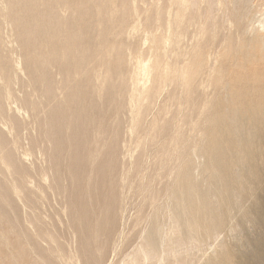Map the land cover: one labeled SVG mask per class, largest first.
Masks as SVG:
<instances>
[{
    "label": "rangeland",
    "instance_id": "rangeland-1",
    "mask_svg": "<svg viewBox=\"0 0 264 264\" xmlns=\"http://www.w3.org/2000/svg\"><path fill=\"white\" fill-rule=\"evenodd\" d=\"M83 1H85V3H86L87 9L89 11V17H90L91 23H92L91 29L85 30V32L87 34L86 40L88 41V44L90 47L89 48V57H88V60L78 63V60H76V59L79 56L77 57L76 55H79L78 54L79 52L75 53V55L71 57V58H73V63H74V65L73 64L71 65V68H72L71 72H72V75L74 78L72 80L73 84L74 83H78V84L86 83V79L91 78V82L88 86L87 92H84V95L82 96L81 100H80V98L76 100L78 102L77 104L84 105V107H86V113H87L88 117L90 118V120L88 122L82 124L81 130L75 136L73 135L72 128L67 131V134H66L67 136L63 135L62 146L61 147L59 146L62 149L61 158H60V162H61L60 171H59V173H56L55 168H54V164L56 161L55 160L56 147L54 146L53 142L46 140V132L47 131L44 127V123L48 118L49 106L53 103H50V100L45 96L43 84L35 82V79L32 76L31 71L35 70L36 75H38L37 78H40L41 75L46 73V74L50 75V79L54 83H56V84L62 83L65 80V77H64V74H62V72L60 70V65L63 61L62 58L60 57V54L62 51H64V49L65 50L67 49V46L65 45L63 38H61V37H56V38H54V40H53V38L46 39V36H44V33H43L44 31H43L41 26H38L36 28L33 27L35 29V31H34L35 33H34L33 39H31L28 44L22 43V41L19 38V28H18L16 20H15V15L17 14L16 10L11 9L10 6L8 7V5L10 4V0H0V79H1V81H0L1 82L0 83V125L2 126V127L0 126V128H1L0 129V138L2 139V142L7 144L8 147H10L13 151V154H11V156L7 160V163L9 165H11L9 167L12 168V163H14V164L17 163V165H21L20 167L22 168L20 174H16L11 170H9V171L4 170L5 172H3L2 169H5V168H3V166L0 164V170H1L0 173H2V174H0V181H1L0 182V185H1L0 194L5 191L6 186L9 185V183H11L10 185H12L13 184L12 182H15L14 184H17L19 186V188L22 190V192H20V194L22 193L21 195L19 194L17 197H16V195L13 197L14 202L16 204L15 207H16V211H17V213L15 215H12V210H11L12 206H13L12 205V197L10 198V201H11L10 204L4 205L5 213H2L0 211V213L3 214V215H1L2 220H0L1 221L0 227H2V228H0L1 229L0 235H2V238L0 236V239H2V242H5L7 244V246H8V244L10 245V246H8V249H7L6 244L1 243V245H0V261H1L0 264H17V263H19V264H29V263L30 264H41V263L42 264L43 263L44 264H98V263H100V264H119L120 261L122 264L123 263L126 264L125 260L127 262L128 258H125V257L129 256L131 253L133 254L134 253L133 251H135L138 246H141V244L142 245L145 244L143 241L146 240V237H157L158 234H156V233H157L158 226L162 230L164 227V226L162 227V224L166 225L164 227L165 228L164 230H167V229L169 230L170 228H168V227H172L173 222H172V219L170 218V209L172 206L170 204H173V201L171 200L168 191H170L169 185L173 187L178 182V179H179L178 175H179V172L182 171L181 169H184L189 164V162L192 163L193 171H194L193 172L194 177L197 180H199L202 183V185L204 184V187L208 186V184H209L208 180L207 179L205 180L203 177V175H205L204 169L206 166H208L207 163L209 161L207 151L209 150L210 136H209L208 131L210 130L209 127H211V125L213 124V119H214L215 115L217 114V112L220 110H222V111H224L226 109L228 110V108H229L228 111H230L232 109L230 107V101H232L234 99L239 100V98H240V100L238 102L239 103L241 102V104H244V103H253L254 104L260 100H262V102L264 103V59H260V56L256 55V54H255V56H252L249 58H245L243 56V54L247 55L249 52H252V50H251L252 47L249 46V43H248L249 40L258 36L259 33H260L259 35H261V34L263 35V33H264V25H262V24H264V22H263L264 21V0H237V1L236 0H234V1L233 0H226V2H225V0H222V1L218 0L216 2L217 8H219V7L220 8L216 9V5L214 6L215 10H212V16L214 17L215 20L213 18L212 19L214 21L212 19H210L211 24L209 23V19H206V21H208V22H206V24L203 23L205 18H207V15L209 12L208 9L210 8V6H207V5H209V1L208 0H197V1L195 0L197 2V4L193 8L187 7L185 9V12H181L182 14L185 15V17H189L188 22L185 23V25L183 24V27H181V29H176V28L172 27L173 25H171V24H173L176 17L178 15H180L179 14L180 8H179L178 4H176L173 0H171L172 2H170L169 0H134V1L133 0H83ZM206 1L208 2V4ZM31 2H30V4H31L34 11H37V10L42 11L46 7L47 0H32ZM168 2L170 5L168 4ZM132 3L133 4L135 3V4L133 5ZM171 3H172V5H171ZM168 5H169V7H168ZM224 5H225V7H224ZM247 5H249V6H247ZM6 6H7V8H6ZM245 6L247 9L245 8ZM135 7H136V9H135ZM203 8H205V10H203ZM226 8H227V10H226ZM242 8H244V10H241ZM169 9H170V12H169ZM57 10H58V15H59V21L66 23L68 27H72L76 23H78V19H76V13L74 11L75 8L71 7L67 2L61 3L58 6ZM205 11H207V12H205ZM231 11H233V12H231ZM234 11L240 15L236 14ZM238 11H240V13ZM202 12L204 13V15L202 14ZM224 13H226V15ZM232 13L234 16L232 15ZM242 13H243V16H241ZM31 15H32V19H33L35 17L36 13L31 12ZM235 15L237 18L235 17ZM226 16H227V18H226ZM238 17H240L241 21H239ZM242 17H243V19H242ZM248 17H250V19ZM253 17H255V18H253ZM251 19H252V21H251ZM249 20H250V22H249ZM261 20L263 23L261 22ZM222 21H224V22H222ZM253 21H254V23H253ZM201 22H202V24H200ZM247 22H248V24L252 22L251 24H253V27H251L252 25L246 24ZM207 23L210 25L209 28L207 27V25H208ZM213 24H215V25H213ZM245 25H247V26H245ZM254 25H255V27H254ZM82 26H85V24H82ZM212 26H213L215 32H214V30H212ZM248 26H250V27H248ZM245 27H246V31H244ZM259 28H260V30H259ZM173 29H174V32H173ZM201 29H203V30H201ZM250 29H251V32H250ZM178 30H179V32H178ZM254 30H255V32H252ZM168 31H169V33H171V32H173V33L169 34ZM249 32L251 33V35L248 34ZM163 36H165V37H163ZM246 36H248L250 38L248 39V37H246ZM151 38L154 39L153 40L154 42L152 41ZM168 38H169V40L166 41ZM173 43H175L176 46ZM52 44L57 45V48L60 50L58 52L59 53V57H58L59 59L57 58L58 61L55 64H48V65L43 66L44 63L46 64V62L50 61V59L52 58V52L50 51L51 47L53 46ZM176 47H177V49H176ZM179 47H180V49H179ZM241 48H242V53H241ZM165 49L167 51H168V49H170L173 51V53H172V51H168V52H170V54H169ZM244 49L246 51H244ZM162 50L164 51V53ZM248 50H250V51H248ZM165 51L168 54L165 53ZM247 51H248V53H246ZM256 52L257 51H255V53ZM37 53L39 54V56L37 57L38 63L39 64L41 63V66H42L38 69L35 68V64L37 62L34 63V59L36 57L35 54H37ZM163 54H164V56H163ZM182 54H184L183 57H182ZM167 55L169 56V59L170 58L171 59L173 58V59L172 60L170 59V61H169ZM254 57H256L257 59ZM183 59H184V61H183ZM248 59H250L249 60L250 63H248ZM141 60L143 63H141ZM32 61H33V63H32ZM18 62H19V64H18ZM136 62H138V63H136ZM167 62H168V65H167ZM169 62H170V64H169ZM178 63H179V65H178ZM181 63H182V65H181ZM235 63H238V64H235ZM148 65H150V67ZM169 65H171V66H169ZM74 66H76V67H74ZM143 66H147L149 69L147 76H145L146 74L143 76L144 73H142V72L140 73V71L142 69L141 67H143ZM241 66L243 68H241ZM21 67H22V69H20ZM194 67H196L195 69L198 70V72L194 75H191V72H192L191 69ZM247 68H248V70H247ZM254 68H256V69L254 70ZM89 69H91V70H89ZM181 69H182V71L185 70V75H184V73H182ZM150 70H151V73H150ZM240 70L242 71V73ZM134 71H135V73L136 72L139 73V75L137 73H136V75L138 77L143 78L144 80L141 78L139 80V78L136 75H134L135 74ZM162 71H163V73L167 72L166 74L168 77L164 76L166 74H163ZM253 71H254V73H253ZM180 72L184 76L182 74L180 75ZM169 73H170V75H169ZM249 73H250V75H249ZM251 73H253V74H251ZM259 73H261V75ZM140 74L142 76H140ZM240 74H243V76ZM238 75H240V76H238ZM129 77L133 78L132 79L133 83ZM134 77H136L137 79ZM145 77H148L149 79L148 78L145 79ZM165 77H166V79H168L170 77V79L166 80ZM238 77H240L241 80H239ZM254 77H256V78L252 79ZM257 77L259 80L257 79ZM134 79H136V80H134ZM180 79H181V81H183L182 83H181ZM235 80H239V81H235ZM248 80L249 81L251 80L252 82L251 81L249 82ZM255 80H257V81H255ZM136 81L137 82L140 81V82L137 83ZM161 81L162 82L164 81V84ZM200 81L202 84L200 83ZM208 81H210V82H208ZM134 82H136L135 83L136 85H134ZM177 82H180L181 85H178L180 83H177ZM184 82L185 83L187 82L186 86H185ZM248 82L250 83V87H249V85L245 86ZM149 83H150V85H147ZM229 83H231L233 85H230ZM253 83L254 84L259 83V85L253 86L254 85ZM161 84H163V86L166 85L167 87L164 86L165 87L164 88ZM242 84H243V86H242ZM251 84H252V86H251ZM3 85H5V86H3ZM137 85H138V87H137ZM236 85H238V86L235 90L234 88L236 87ZM27 86H28V88H27ZM126 86H129L131 88L129 89V87H126ZM240 86L242 88H240ZM251 87H252V89H251ZM253 87H255V88H253ZM257 87H259V92H258V90H256ZM134 88H135L136 92L134 91ZM139 88L141 90L140 92H138ZM112 89H113L114 93H113V95L110 96L109 93ZM131 89H133V91ZM156 89H157V91H156ZM238 89H240V90H238ZM243 89H244V91H243ZM100 90H102V91H100ZM128 90H130L131 93ZM142 90H144V91L142 92ZM247 90H248V92H247ZM254 90H255L256 94H255ZM8 91H9V93H8ZM127 91H128V94H126ZM148 91H149V93H148ZM236 91L242 92L241 95L239 94L238 99L236 98L237 94H234V92L236 93ZM132 92H134L133 96H136L135 94L138 93L137 96H139V97L136 96V97H133L134 99L131 98ZM156 92H157V96H156ZM159 92H161V93H159ZM177 92H179V93H177ZM245 92L248 95H246ZM141 93H143V94H141ZM65 94H66V92L63 93L61 90H59L57 92V95H56L58 97L57 99H59V100L64 99ZM183 94H186L187 98L185 97V95H184V97H182L181 95H183ZM145 95H146V97H145ZM260 95H261V97H260ZM6 96L8 98H10L9 99L10 101H8V98H6ZM90 96H92V98ZM142 96L147 98V99L143 100ZM128 97L131 99H129ZM180 97H182V98H180ZM204 97H206V98H204ZM184 98H186L185 102L183 101V100H185ZM249 98H250V100H249ZM132 99H133V101H132ZM136 99L140 102V105H142V106H140L139 103L137 104V102H135V101H137ZM180 99L184 103H182ZM204 99H205V101H204ZM209 99H210V101H209ZM222 99H224V100L222 101ZM5 100H7V101H5ZM128 100L131 101L132 103L131 102L129 103ZM149 101H151L152 103ZM177 101H178V103L179 102L182 103V104L179 103L180 106H182V105L183 106L182 107L177 106V104H178ZM193 101H194V103H193ZM7 102L8 103L10 102L9 104H11L10 109L8 108L9 104L8 105L6 104ZM105 103H107V104H105ZM128 103L130 105L131 104L132 105L130 106V105H128ZM134 103H136V104H134ZM173 103H174V105H173ZM221 103L223 104L224 107H222ZM225 103H226V105H225ZM134 105L136 106V109H135L136 112L134 110V108H135ZM147 105H148V107H147ZM191 105H192V109H191ZM15 106H17V108ZM30 106H31V109H30ZM67 106L68 107L70 106L69 109H71V110L75 109V104H73V103H71V104L66 103V107ZM137 106H139V107H137ZM203 106H205V107L203 108ZM21 107H22L23 111L21 110ZM164 107H165V109H164ZM225 107H226V109H223ZM14 108H16V109H14ZM32 108H33V111H32ZM24 109H25V112H24ZM138 109L140 111H138ZM181 109L183 110V112ZM168 110H170V111H168ZM198 110L201 111V112H198L200 115L197 114ZM145 111H146V115H145ZM165 111L166 112L168 111V112L166 113ZM18 112H20L19 113L20 116L18 115ZM131 112H133L134 114H132ZM158 112H159V114H157ZM26 113L28 114V116L26 115ZM163 113L166 115H163ZM174 114H175V116H173ZM179 114L182 116L180 117ZM229 114L231 115L232 112ZM34 115L36 116V118ZM138 115H139V117H138ZM155 115L157 118L155 117ZM176 115H177V117H176ZM1 117L6 118L7 120H5V119L1 120ZM27 117L29 120L27 119ZM196 117L197 118L199 117V118L197 119ZM133 118H134V121H133ZM138 118L140 119L139 122H138ZM152 118L154 120L157 119L156 120L157 122L156 121L153 122ZM175 118H177V119H175ZM195 118L198 120V122ZM22 119L24 120V122L22 121ZM135 119H136V121H135ZM171 119H172V121H171ZM4 120H5V122H4ZM10 120H11L12 124L10 122H7ZM174 120H177V122H174ZM143 121H144V125H145V126L143 125L144 127L142 126ZM191 121L193 122V125L195 122L194 126H192ZM22 122L24 124H22ZM25 122H26V124H25ZM178 122H179V124H177ZM262 122H263L262 125H264V120ZM8 123H10L11 127L9 126ZM17 123H18V125H17ZM174 123H176V124L174 125ZM188 123H191V124H188ZM119 124H121V125H119ZM136 124H137V126H136ZM157 124L159 126H157ZM167 124H170V125H167ZM196 124H197V126H196ZM22 125H23V127H22ZM149 125H152L153 128H152V126L150 127ZM6 126L8 127L7 129H9V130H7L6 128L4 129V127H6ZM139 126H140V128H139ZM161 126H163V127L161 128ZM171 126H173L174 128ZM176 126L178 128L182 127V129L181 128L176 129L175 128ZM241 126H242V127H240L242 129L241 133L244 132V134H242L244 136L241 135V138L243 139V137L249 136L248 132H249L250 126L248 123H244V122H243V125L241 124ZM243 126H244V128H243ZM246 126H248V128H246ZM142 127L144 129H142ZM170 127H171V129H170ZM195 127H196V129H195ZM22 128H24V129H22ZM91 128H92V130H91ZM12 129H14L15 133H13ZM93 129H94V131L97 130V133H98V131H100L102 133L105 132V133L102 135H101V133L97 134L96 132L93 131ZM103 129H106V130L103 131ZM133 129L137 134L133 133L134 132ZM146 129L147 130L150 129V130H148L149 133L147 132ZM144 130H146V131H144ZM151 130H153V131H151ZM175 130H177V131H175ZM196 130H198V131H196ZM138 131H140L141 133ZM167 131H168V133H167ZM171 131H172V133H171ZM8 132H10V133H8ZM144 132H145V134H144ZM150 132H151V134H150ZM153 132L155 133V135ZM173 132H175V133H173ZM92 133H93V135H92ZM164 133H166L167 135L169 134V136H167L166 134L164 135ZM176 133H177V135H176ZM13 134H16L18 136L15 137L16 135L14 136ZM142 134H144L145 137ZM171 134H172V136H171ZM173 134H174V136H173ZM186 134H188V136H186ZM96 135L97 136L99 135L101 138L99 136H98L99 138L96 137ZM147 135H149V136H147ZM152 135L155 137L157 136L156 139H155V137L153 138ZM162 135H164V136H162ZM137 136H139V137L142 136V140L139 137L136 139ZM146 137H149V139L148 138L145 139ZM159 137H161V138H159ZM164 137L166 140L164 139ZM172 137L174 139L177 138V139H175L176 141L173 140ZM182 137H185V138H182ZM200 137H201V139L199 141ZM74 138H75V140H74ZM93 138H95V139H93ZM102 138L104 139V141L106 140V142L102 141L103 140ZM151 138H152V140H150ZM167 138H169L170 140L172 138L173 141L171 140L172 141L171 142ZM17 139H20V140H17ZM186 139L188 142L186 141ZM13 140H14V142H12ZM138 140H139V142H137ZM146 140L148 141V143H146L147 142ZM153 140H155V141H153ZM183 140H185L186 142H184ZM221 140L223 142V146L227 147L226 146L227 142L225 141V139H221ZM16 141L18 142V144H19V142H22V143H20V145H17ZM67 141L69 144H67ZM94 141H96L95 142L96 144L94 143ZM144 141L146 144H144ZM163 141H165L166 144ZM174 141H175V143H174ZM47 142H49V143H47ZM152 142L154 143V145ZM159 142L162 143L163 146ZM167 142L170 144L168 145ZM14 143L18 146L17 150L15 149L17 146L15 145L16 146L15 147ZM151 143H152V145H151ZM88 144H90V146ZM171 144H172V146L169 147ZM173 144H174V148H173ZM179 144L180 145L183 144L182 146L183 147L185 146V147L179 148L178 147ZM37 145L39 146L38 147L39 149L36 148ZM100 145L102 148L100 147ZM144 145H146V147H144ZM192 145H193V147H192ZM260 145L262 146V149L259 148ZM25 146H26V148H25ZM34 146H35V148H34ZM80 146L82 148H80ZM161 146H162V148H161ZM164 146L166 148L168 146V148L166 149ZM76 147L78 148V150H76ZM28 148L30 150H28ZM48 148H49V150H48ZM88 148H89V151H91L93 149L91 152L97 156L96 160H94L93 162H90V160L89 161L87 160L88 156L91 157L94 155V154L90 155V154H92L91 152H90V154L88 153ZM193 148L195 149V152H194ZM37 149L38 150L41 149V153ZM95 149H97L96 150L97 152L95 151ZM187 149H189V150H187ZM191 149L193 150V153L191 152ZM15 150H16V152H15ZM168 150H169V152H168ZM198 150H199V152H198ZM12 151H11V153H12ZM19 151H21V152L24 151L25 154L21 153ZM30 151L34 154H32ZM93 151H95L96 153ZM171 151L172 152L175 151V155L177 153V156H175L173 154L174 157H172L170 155ZM187 151H189V152H187ZM37 152H38V155H37ZM158 152L159 153L162 152V153L158 155ZM180 152H181V154H180ZM252 152L254 153V156H255V163L259 166L260 175H259V179H258L257 183H254L253 176H250L248 178L247 184H248V187H250V194L241 199V203H240L241 206L239 205V206H236L235 208L232 209L230 215L226 218L223 226L217 230V233H216L217 235L215 234L214 236H211L206 241H202V238H200L199 239L200 241H198L199 243L197 242L198 244L190 245L191 248L183 249L180 258L176 261V263L174 262V264H208V262L220 259L224 256L232 257L231 260L233 261L234 260L233 256H235V255H239L243 252L244 255L249 254L248 256H250V253H252L254 251L253 239L256 237V235L258 233V229H257L256 225L251 220L243 218V215L245 214V212L248 209L251 208V206H253L255 200L257 202V199L261 198V196L264 194V181H263L264 180V138L262 139V137H257V134L253 137ZM29 154H31V155H29ZM40 154H43V155H40ZM117 154H118V156H117ZM162 154L164 155L165 158L162 156ZM225 154H226V156H228L227 159L230 160L231 156H232V150H229L228 148H227V150L225 149V151L222 153V155H225ZM160 155L163 158L160 157ZM165 155H168V156H165ZM182 155L186 156V157H181ZM156 156H159V157L157 158ZM169 156L172 159H170ZM142 157L146 158L145 159L146 161L144 159H141ZM176 158H177V160L175 162ZM164 159L166 161H168L167 159H170L169 160L170 163H169V161L166 162ZM182 159H184V160H182ZM195 159H197V160H195ZM137 160H139V161H137ZM162 160H164L163 164L161 163ZM178 160L179 161L181 160L183 162V164L181 161H180L181 162L180 163ZM231 160H232V163L234 164L232 166L234 172L238 171L240 173H244V172L248 171L247 168L242 167L240 165L241 161L237 160L238 162H236V159H231ZM121 161L123 163H121ZM140 161H142V163ZM159 161H161V162H159ZM138 162H139V165H138ZM143 162H145L146 164H143ZM178 162H179V164H178L177 168L180 167L179 170L174 166L171 167V164L176 166ZM197 163H199V164H197ZM66 164H67V166H66ZM120 164H121V166L123 165L122 166L123 168L122 167L121 168L124 171L120 170L121 169ZM135 164H137L138 166ZM142 164H143V166H142ZM157 164H159V165H157ZM102 165H105V166H102ZM145 165L147 168L145 167ZM163 165H165V166L168 165V166L165 167ZM89 166H90V169L88 168ZM139 166H142V167H140V169L141 168L145 169V170L141 169L142 173L139 172L140 171ZM235 166H238L239 168H237ZM170 168H172V170ZM195 168H196V170H195ZM126 169H128V170H126ZM22 170H24V172ZM136 170H138V171H136ZM176 170H177V172H176ZM33 171L35 172V174ZM125 171H126V174H125ZM43 172H44V174H43ZM88 172H91V173H88ZM122 172L124 173V174H122L123 176L121 175ZM136 172H138V173H136ZM149 172H150V174H149ZM195 172L197 173L198 176L196 175ZM207 172L209 173V170ZM24 173L26 174V176L28 173L27 178H26ZM119 173H120L121 177H118ZM176 173H178V174H176ZM22 174H24V176H22ZM136 174H138L140 176H138ZM124 175L127 177H124ZM152 175H154V176H152ZM173 175L176 176L175 180L173 178L174 177ZM29 176L34 177L33 178L34 180L32 179V177L30 178ZM37 176H39V177H37ZM137 176L139 178V181L137 180L138 179ZM5 177H7V178H5ZM12 177H13V179H12ZM36 177H37V180H36ZM3 178H5V179H3ZM25 178L28 180L27 182L24 180ZM42 178L45 180H43ZM88 178L90 180L89 185H87V182L89 181ZM120 178H122V180H120ZM146 178H149V179H146ZM6 179H8V181ZM40 179H41L42 183L40 182ZM64 179H65V181H64ZM86 179L88 181H86ZM123 179L124 180L128 179V180L125 182ZM4 180H6V181H4ZM11 180H13V181L11 182ZM133 180H134V182L136 181V183H134L136 186L135 188L133 187L134 186ZM23 181H25V182H23ZM34 181H35V183H33ZM128 181H130V182L128 183ZM7 182H8V184H7ZM36 182H38L40 185ZM123 182L125 183V185H123ZM140 182H142V183H140ZM29 183H31V184H29ZM43 183H45L46 185ZM126 183H128V184H126ZM144 183H145V185H144ZM173 183H175V184H173ZM47 184H49L51 186L48 187L49 185H47ZM120 184H122V185H120ZM129 184H131V185H129ZM148 184H149V186H148ZM64 185H65V187H64ZM142 185H144V187H142ZM41 186L43 187L44 192L41 189L42 188ZM45 186H47V188ZM87 186H88V188H86ZM123 186H124V188H123ZM23 187H25V188H23ZM31 187L34 189H32ZM63 187H64V189H63ZM131 187H133V188H131ZM139 187H141L140 189H142L141 193H139ZM149 187L151 190H149ZM166 187H167V189H166ZM168 187H169V189H168ZM257 187H258V189H256ZM129 188H131V189H129ZM164 188H165V191L167 190L166 192L163 191ZM36 189H38V190H36ZM87 189H88V191H87ZM121 190H122V193L120 196L119 191L121 192ZM37 191L39 193H36ZM143 191H144V193H142ZM154 191H155V193H154ZM30 192H32L33 195ZM78 192H81V196L85 199V202H86L85 206L91 208V213L88 215V217L85 220H83L84 222L82 220H80V223L78 222V220L77 221L73 220L74 218L72 217V215L70 213V211H71L70 209L71 208L74 209V204H75V201L77 199ZM147 192L149 195L153 196V199L156 198L155 197L156 193L159 195L156 194L157 199L154 201L151 196L149 197L148 195H145V194H147ZM63 193H64V195H63ZM125 193L127 196L125 195V197L123 199V196ZM163 193H164V195H163ZM87 194H88V196H87ZM160 195L161 196L163 195L162 198H160L161 197ZM36 196H37V199H35ZM168 196L170 199L167 198ZM40 197H41V199H40ZM62 197H63L64 201H66V203H64V204H63ZM87 197H89V198H87ZM119 198L122 200V202L120 201V203H119V200H120ZM150 198L153 200V202ZM88 199H89V201H88ZM149 199L151 201L150 203H149ZM157 200H159V201H157ZM167 201L170 203H168ZM30 204H32V205H30ZM121 204H123L124 206ZM19 205H21L22 207ZM23 206L26 208H24ZM32 206L34 209L32 208ZM64 206H65V208H64ZM140 206H142L141 207L142 209L140 208ZM167 206H169V207H167ZM0 207H1V204H0ZM63 208H64V212H63ZM119 208H120V210H119ZM138 208H140L141 210ZM27 209H29L32 212H29V210H27ZM68 209H69V211H68ZM158 209H159V211H158ZM20 210L21 211L23 210L22 213L25 211V213H23L24 216L22 215ZM99 210L101 212H99ZM93 211H94L95 215L93 214ZM31 213H33V214H31ZM120 214H122V215H120ZM141 214H143V215H141ZM32 215H34V216H32ZM137 215H138V217L136 218ZM139 215H140V217H139ZM167 215H168V217H167ZM42 216H43V218H42ZM141 216H142V218H141ZM24 217H25V220L23 219ZM27 218H29V219H27ZM0 219H1V217H0ZM33 219L34 220L37 219L36 220L37 225L34 224L35 221ZM44 219H45V221H44ZM106 219L108 221H106ZM137 219H138L140 225H139V223H136V222H138V221H135ZM165 220L166 221L168 220L167 221L168 223ZM40 221L42 222V228H41V225H39L41 223ZM85 221H86V223H85ZM101 221H102V224H101L99 230L95 232V235H94V236H96L95 239L93 237V239L90 240V247H86L85 243H86V237L87 236L85 237L86 234L83 232V230H85L86 227L95 226L97 224V222H101ZM160 221H162V223ZM169 221H171V222H169ZM94 223H95V225H94ZM169 223H171V224H169ZM17 224H18V226H17ZM136 224H138V225H136ZM25 225H29L28 227H30V229L33 226L32 227L33 230L30 231L29 228H25L24 227ZM11 226L13 229L11 228ZM37 226H39L40 228ZM84 226H85V229H84ZM6 227L8 230H6ZM36 227L38 228V230H36L37 229ZM46 228L49 232V233L48 232H46V233L50 234L53 237V239H51V238L46 236L50 240V243L45 236L44 237L42 235L38 236L39 239L37 237H33V236H37L36 233L38 231H40L41 229H43V230H41L42 233H44L43 231H47V230H45ZM9 229H12L13 231L9 230ZM2 230H5L4 233L2 232ZM21 230H23V231H21ZM7 231L8 232L10 231L9 233H11V234H8ZM14 231L18 233L17 235L19 237H17V235H15L16 233ZM144 231H145V236L143 235ZM6 232L8 234L7 236H5ZM29 232L30 233L32 232V234H30ZM33 232H36V233H33ZM219 232H220V234H219ZM124 233H126V234H124ZM116 234H118V235H116ZM121 234H122V237H120ZM123 234L125 235V237L127 235V237L124 238ZM140 234H142V235L139 236ZM218 235H219V237H218ZM4 236H5V238H4ZM6 237H7V239H6ZM116 237H119L118 238L119 241ZM14 238L15 239L17 238L16 240H17L18 244ZM121 238H123L124 240H120ZM25 239H26V241H25ZM40 239H42V240L40 241ZM113 239H115V240H113ZM111 241L113 242V244L111 243ZM116 241L118 242L119 245L117 244ZM20 242L24 245H22ZM27 242L29 245L27 244ZM104 242H105V244H104ZM204 242H205V244H204ZM80 243H82V244H80ZM92 243H94V244H92ZM138 243H141V244L137 245ZM46 244L48 245L49 249L46 247ZM115 244H116V246H115ZM21 245L25 246V248L28 246L29 247H28V249L27 248L25 249L24 247H21ZM42 245H43V247H42ZM93 245H95V246H93ZM12 246L13 247L15 246V252L17 250V252L19 253L18 254L16 252V256H18L20 258L19 255H21V257H22V255L24 254L22 259L20 258L19 261H16V262H15V260H14V262L12 261L13 259H15L12 256L13 254L11 255V253H10V252H12ZM54 246H56V248H54ZM193 246L196 250H194ZM30 247L33 248L32 252L35 255L30 251L31 250ZM50 247L54 250V251H52L53 254L58 255V256L54 255V257L56 256L55 258L51 254L52 249H50ZM93 247H95L96 250L100 248L98 251L100 253L99 254H93V253H97V252H94ZM113 247H116V248L112 249ZM164 247L166 248V245H164L163 248ZM206 247H207V249H206ZM20 248L23 249L22 253H21L22 250ZM29 248H30V250H29ZM43 248L44 249L46 248L45 251L50 250L49 251L50 253L48 251L46 253ZM57 248L60 249L61 251L57 250ZM91 248L93 249V252H92ZM7 250L8 251L10 250L9 253ZM73 250H75V251H73ZM58 251H60V253ZM249 251H250V253L247 254L246 252H249ZM26 252L27 253L29 252L28 253L29 255ZM35 252H37V253H35ZM74 252H76V253H74ZM61 253L66 254V255L63 254L64 259L62 258ZM191 253H193V254L195 253L196 256L192 255ZM32 254L34 256H36L37 258L34 257ZM90 254H92L93 256H90ZM5 255L7 257H5ZM31 255L33 257H31ZM71 255L72 256L74 255V256L70 257ZM51 257H53V258H51ZM74 257H76V258H74ZM35 258H36V260H35ZM56 258H59V259H56ZM123 258H124V261L122 260ZM129 258H131V255L129 256ZM87 259H89V261H87ZM28 260H29V262H28ZM62 260H63V262H62ZM70 260H72L73 262ZM24 261H25V263H24ZM36 261L37 262L39 261V262L37 263ZM40 261H41V263H40ZM185 261H186V263H185ZM171 262L172 263H170V264H173V261H171ZM228 263H229L228 261H223V262H218L216 264H228ZM147 264H154V263L148 262Z\"/></svg>",
    "mask_w": 264,
    "mask_h": 264
},
{
    "label": "bare ground",
    "instance_id": "bare-ground-1",
    "mask_svg": "<svg viewBox=\"0 0 264 264\" xmlns=\"http://www.w3.org/2000/svg\"><path fill=\"white\" fill-rule=\"evenodd\" d=\"M32 0H10V4L8 5V7L10 6V8L11 9H13V10H16V12H17V14L15 15V20H16V23H17V26H18V28H19V38H20V40L22 41V43H24V44H28L29 43V41L31 40V39H33V36H34V31H35V29L34 28H36V27H38V26H41L42 27V29H43V33H44V36H46V39H50V38H53V40H54V38H56V37H61V38H63V41H64V43H65V45L67 46V49L65 50L64 49V51H62L61 52V54H60V57L62 58V63H61V65H60V70H61V72H62V74H64V77H65V80L62 82V83H59V84H56V83H54L51 79H50V75L49 74H46V73H44L43 75H41L40 76V78H37L38 77V75H36V72H35V70H32L31 71V73H32V76L34 77V79H35V82L36 83H41V84H43V86H44V94H45V96L50 100V103H53V104H51L50 106H49V109H48V118H47V120L45 121V123H44V127H45V129H46V140H49V141H51V142H53L54 143V146L56 147V156H55V164H54V168H55V171H56V173H59V171H60V165H61V162H60V158H61V151H62V149L60 148L61 146H62V140H63V135H66L67 134V131L68 130H70L71 128H72V131H73V135L75 136L76 134H78L79 133V131L81 130V127H82V124L83 123H86V122H88L89 120H90V118L88 117V115H87V113H86V107H84V105H80V104H77L78 102L76 101L77 99H79L80 98V100H81V98H82V96L84 95V92H87V89H88V86H89V84H90V82H91V78H88V79H86V83H80V84H78V83H72V80L74 79L73 78V75H72V72H71V65L73 64L74 65V63H73V58H71L72 56H74L75 55V53H77V52H79L78 54L79 55H76L78 58L76 59V60H78V63L79 62H82V61H86V60H88V57H89V44H88V41L86 40V38H87V34H86V32H85V30H87V29H91V19H90V17H89V11H88V9H87V6H86V3H85V1H83V0H47V2H46V7L42 10V11H34L33 10V8H32V6H31V4H30V2H31ZM134 1V0H133ZM170 2H172L171 0H169ZM176 4H178V6H179V14L180 15H178L177 17H176V19L174 20V22H173V24H171V25H173L172 27H174V28H176V29H181V27H183V24L185 25V23H187L188 22V20H189V17H185V15L184 14H182L181 12H185V9L187 8V7H194L196 4H197V0L195 1V0H173ZM209 1V5H207V6H210V8L208 9L209 10V12H208V15H207V18H205V20H204V24H206V22H208V21H206V19H209V23H210V19H214V17L212 16V10H215L214 9V6L216 5V9H219V8H217V1L218 0H208ZM222 1V0H221ZM234 1V0H233ZM237 1V0H236ZM63 2H67L71 7H74L75 8V13H76V19H78V23H76L74 26H72V27H68L67 26V24L66 23H63V22H61V21H59V15H58V6L61 4V3H63ZM205 2V1H204ZM207 2V1H206ZM225 2H226V0H225ZM32 3V2H31ZM246 3V2H245ZM251 3V2H250ZM133 4V3H132ZM135 4V3H134ZM133 4V5H134ZM168 4H169V2H168ZM201 4V3H200ZM207 4H208V2H207ZM225 4V3H224ZM91 5V4H90ZM170 5V4H169ZM169 5H168V7H169ZM171 5H172V3H171ZM242 5V4H241ZM250 5V4H249ZM249 5H247V6H249ZM219 6V5H218ZM234 6V5H233ZM258 6V5H257ZM224 7H225V5H224ZM6 8H7V6H6ZM134 8V7H133ZM173 8V7H172ZM208 8V7H207ZM245 8H246V6H245ZM61 9V8H60ZM63 9V8H62ZM135 9H136V7H135ZM174 9V8H173ZM247 9V8H246ZM5 10V9H4ZM192 10V9H191ZM195 10V9H194ZM203 10H205V8H203ZM226 10H227V8H226ZM233 10V9H232ZM240 10V9H239ZM241 10H244V8H242ZM137 11V10H136ZM158 11V10H157ZM174 11V10H173ZM193 11V10H192ZM249 11V10H248ZM31 12H34V13H36V15H35V17L32 19V15H31ZM134 12V11H133ZM169 12H170V9H169ZM204 12V11H203ZM202 12V14L204 15V13ZM205 12H207V11H205ZM217 12V11H216ZM231 12H233V11H231ZM235 12V11H234ZM239 13H240V11H238ZM242 12V11H241ZM65 13V12H64ZM173 13V12H172ZM215 13V12H214ZM221 13V12H220ZM228 13V12H227ZM236 14H238L237 12H235ZM247 13V12H246ZM170 14V13H169ZM225 15H226V13H224ZM172 15V14H171ZM170 15V16H171ZM232 15H233V13H232ZM238 15H240V14H238ZM202 16V15H201ZM216 16V15H215ZM234 16V15H233ZM241 16H243V13H242V15ZM246 16V15H245ZM244 16V17H245ZM248 16V15H247ZM5 17V16H4ZM172 17V16H171ZM206 17V16H205ZM219 17V16H218ZM223 17V16H222ZM225 17V16H224ZM230 17V16H229ZM235 17H236V15H235ZM202 18V17H201ZM226 18H227V16H226ZM225 18V19H226ZM237 18V17H236ZM239 18V21H241L240 20V17H238ZM247 18V17H246ZM249 19H250V17H248ZM253 18H255V17H253ZM157 19V18H156ZM170 19V18H169ZM212 19V20H213ZM224 19V20H225ZM242 19H243V17H242ZM172 20V19H171ZM215 20V19H214ZM213 20V21H214ZM226 21V20H225ZM248 21V20H247ZM251 21H252V19H251ZM157 22V21H156ZM222 22H224V21H222ZM249 22H250V20H249ZM261 22H262V20H261ZM264 22V21H263ZM262 22V23H263ZM213 23V22H212ZM252 23V22H251ZM251 23H249L248 24V22L246 23V24H248V25H252L251 27H253V24H251ZM253 23H254V21H253ZM260 23V22H259ZM81 24V25H80ZM82 24H85V26H82ZM169 24V25H170ZM200 24H202V22L200 23ZM208 24V23H207ZM211 24V23H210ZM221 24V23H220ZM168 25V24H167ZM209 25V24H208ZM207 25V27L209 28L210 27V25L208 26ZM213 25H215V24H213ZM217 25V24H216ZM262 25H264V24H262ZM221 26V25H220ZM245 26H247V25H245ZM34 27V28H33ZM170 27V26H169ZM248 27H250V26H248ZM254 27H255V25H254ZM244 28V27H243ZM158 29V28H157ZM183 29V28H182ZM249 29V28H248ZM254 29V28H253ZM258 29V28H257ZM168 30V29H167ZM201 30H203V29H201ZM211 30V29H210ZM212 30H214V28H213V26H212ZM259 30H260V28H259ZM244 31H246V27H245V29H244ZM243 31V32H244ZM248 31V30H247ZM173 32H174V29H173ZM173 32H171V33H173ZM178 32H179V30H178ZM214 32H215V30H214ZM250 32H251V29H250ZM248 33V34H250L251 35V33ZM252 32H255V30L254 31H252ZM168 33H169V31H168ZM171 33H169V34H171ZM176 33V32H175ZM247 33V32H246ZM166 34V33H165ZM168 34V35H169ZM178 34V33H177ZM247 34V35H248ZM260 34V33H259ZM258 34V36H256V37H254L253 39H251V40H249V46H251L252 47V52H249L248 53V51H250V50H248L246 53H248L247 55H244L243 54V56L245 57V58H249V57H252V56H255V54L256 55H259L260 56V59H264V33H263V35L261 34V35H259ZM193 35V34H192ZM249 35V36H250ZM151 36V35H150ZM175 36V35H174ZM173 36V37H174ZM152 37V36H151ZM163 37H165V36H163ZM170 37V36H169ZM194 37V36H193ZM246 37H248V36H246ZM250 37H248V39H249ZM152 39V38H151ZM173 39V38H172ZM171 39V40H172ZM154 39H152V41H153ZM164 40V39H163ZM169 40V38L166 40V41H168ZM174 41V40H173ZM191 41V40H190ZM154 42V41H153ZM152 42V43H153ZM172 42V41H171ZM233 42V41H232ZM163 43V42H162ZM169 44V43H168ZM174 45H175V43H173ZM53 46L51 47V52H52V58L50 59V61H47L46 62V64L44 63L43 64V66L44 65H48V64H55V63H57V61H58V57H59V49L57 48V45H55V44H52ZM183 45V44H182ZM212 45V44H211ZM247 45V44H246ZM167 46V45H166ZM170 46V45H169ZM176 46V45H175ZM168 47V46H167ZM166 47V48H167ZM171 48V47H170ZM174 48V47H173ZM247 48V47H246ZM245 48V49H246ZM172 49V48H171ZM176 49H177V47H176ZM179 49H180V47H179ZM244 49V51H246ZM166 50V49H165ZM163 51V50H162ZM167 51V50H166ZM165 51V53H167L168 51H172V50H170V49H168V51L166 52ZM179 51V50H178ZM255 51H257L256 53H255ZM163 53H164V51H163ZM169 54H170V52H168ZM167 53V54H168ZM172 53H173V51H172ZM210 53V52H209ZM241 53H242V48H241ZM245 53V52H244ZM156 54V53H155ZM36 55V57H35V59H34V63L35 62H37L36 64H35V68L36 69H38V68H40V67H42L41 66V63L39 64L38 63V59H37V57L39 56V54L37 53V54H35ZM239 55V54H238ZM242 55V54H241ZM163 56H164V54H163ZM168 56V55H167ZM166 56V57H167ZM184 56V54H182V57ZM181 57V58H182ZM232 57V56H231ZM230 57V58H231ZM258 57V56H257ZM58 58V59H57ZM240 58V57H239ZM243 58V57H242ZM254 58H256V57H254ZM139 59V58H138ZM168 59H169V56H168ZM171 59V58H170ZM170 59H169V61H170ZM173 59V58H172ZM171 59V60H172ZM257 59V58H256ZM18 60V59H17ZM97 60V59H96ZM231 60V59H230ZM240 60V59H239ZM244 60V59H243ZM249 60L250 59H248V63H250L249 62ZM255 60V59H254ZM259 60V59H258ZM140 61V60H139ZM145 61V60H144ZM178 61V60H177ZM180 61V60H179ZM183 61H184V59H183ZM237 61V60H236ZM149 62V61H148ZM165 62V61H164ZM172 62V61H171ZM244 62V61H243ZM246 62V61H245ZM32 63H33V61H32ZM136 63H138V62H136ZM141 63H143L142 62V60H141ZM180 63V62H179ZM179 63H178V65H179ZM211 63V62H210ZM18 64H19V62H18ZM17 64V65H18ZM121 64V63H120ZM135 64V63H134ZM169 64H170V62H169ZM184 64V63H183ZM235 64H238V63H235ZM242 64V63H241ZM34 65V64H33ZM137 65V64H136ZM166 65V64H165ZM167 65H168V62H167ZM181 65H182V63H181ZM141 66V65H140ZM139 66V67H140ZM149 67H150V65H148ZM169 66H171V65H169ZM238 66V65H237ZM244 66V65H243ZM20 67V66H19ZM18 67V68H19ZM74 67H76V66H74ZM122 67V66H121ZM137 67V66H136ZM152 67V66H151ZM168 67V66H167ZM250 67V66H249ZM45 68V67H44ZM138 68V67H137ZM142 69H141V71H140V73L142 72V73H144L143 74V76L145 75V76H147L148 74V72H149V69H148V67L147 66H143V67H141ZM196 67H194V68H192L191 69V75H194V74H196L197 72H198V70H196L195 69ZM241 68H243L242 66H241ZM240 68V69H241ZM20 69H22V67L20 68ZM99 69V68H98ZM139 69V68H138ZM155 69V68H154ZM185 69V68H184ZM256 68H254V70H255ZM19 70V69H18ZM89 70H91V69H89ZM143 70V71H142ZM152 70V69H151ZM151 70H150V73H151ZM165 70V69H164ZM163 70V71H164ZM168 70V69H167ZM178 70V69H177ZM247 70H248V68H247ZM251 70V69H250ZM157 71V70H156ZM163 71H162V73H163ZM172 71V70H171ZM170 71V72H171ZM175 71V70H174ZM181 71H182V69H181ZM239 71V70H238ZM241 71V70H240ZM166 72V71H165ZM178 72V71H177ZM244 72V71H243ZM248 72V71H247ZM257 72V71H256ZM22 73V72H21ZM134 73H135V71H134ZM137 73V72H136ZM136 73L134 74V75H136ZM167 73V72H166ZM166 73H163V74H166ZM179 73V72H178ZM182 73H184V75H185V70H183L182 71ZM181 72H180V75L182 74ZM240 73V72H239ZM241 73H242V71H241ZM253 73H254V71H253ZM253 73H251V74H253ZM138 75H139V73H137ZM173 74V73H172ZM171 74V75H172ZM260 75H261V73H259ZM169 75H170V73H169ZM179 75V74H178ZM183 75V74H182ZM183 75V76H184ZM240 75H242L243 76V74H240ZM240 75H238V76H240ZM249 75H250V73H249ZM126 76V75H125ZM137 76V75H136ZM140 76H142L141 74H140ZM158 76V75H157ZM160 76V75H159ZM164 76H166V77H168L167 76V74L166 75H164ZM177 76V75H176ZM257 76V75H256ZM138 77V76H137ZM166 77H165V79H166ZM182 77V76H181ZM186 77V76H185ZM184 77V78H185ZM246 77V76H245ZM253 77V76H252ZM105 78V77H104ZM130 78V77H129ZM134 78H136V77H134ZM139 78V80H140V78L141 77H138ZM146 78H148V77H145V79ZM202 78V77H201ZM239 78V80H241L240 79V77H238ZM242 78V77H241ZM249 78V77H248ZM251 78V77H250ZM256 77H254V78H252V79H255ZM133 78L131 77L130 78V80H132ZM137 79V78H136ZM136 79H134V80H136ZM141 79H143V78H141ZM149 79V78H148ZM168 79H170V77L168 78ZM168 79H166V80H168ZM257 79H258V77H257ZM121 80V79H120ZM144 80V79H143ZM158 80V79H157ZM189 80V79H188ZM207 80V79H206ZM209 80V79H208ZM239 80H235V81H239ZM259 80V79H258ZM0 81H1V79H0ZM129 81V80H128ZM142 81V80H141ZM160 81V80H159ZM165 81V80H164ZM164 81L162 82L163 84H164ZM178 81V80H177ZM180 81H181V79H180ZM185 81V80H184ZM234 81V80H233ZM249 81V80H248ZM251 81V80H250ZM249 81V82H250ZM255 81H257V80H255ZM137 82V81H136ZM136 82H134V85H136L135 83ZM140 82V81H139ZM139 82H137V83H139ZM150 82V81H149ZM152 82V81H151ZM168 82V81H167ZM172 82V81H171ZM183 81H181V83H182ZM208 82H210V81H208ZM246 82V81H245ZM247 83L245 86H247V85H249V87H250V83ZM252 82V81H251ZM259 82V81H258ZM1 83V82H0ZM132 83H133V80H132ZM177 83H180V82H177ZM181 83L180 84H178V85H181ZM185 83V82H184ZM187 83V82H186ZM186 83H185V86H186ZM200 83H201V81H200ZM243 83V82H242ZM4 84V83H3ZM146 84V83H145ZM163 84H161L162 86H163ZM167 84V83H166ZM169 84V83H168ZM202 84V83H201ZM200 84V85H201ZM206 84V83H205ZM230 85H233V84H231V83H229ZM241 84V83H240ZM254 84V83H253ZM127 85V84H126ZM140 85V84H139ZM147 85H150V83L149 84H147ZM255 85H259V83L257 84H254L253 86H255ZM3 86H5V85H3ZM100 86V85H99ZM141 86V85H140ZM145 86V85H144ZM161 86V87H162ZM164 86H166V85H164ZM163 86V87H164ZM169 86V85H168ZM189 86V85H188ZM202 86V85H201ZM200 86V87H201ZM205 86V85H204ZM203 86V87H204ZM209 86V85H208ZM237 86L238 85H236V87L234 88L235 90H236V88H237ZM242 86H243V84H242ZM251 86H252V84H251ZM126 87H129V86H126ZM135 87V86H134ZM137 87H138V85H137ZM167 87V86H166ZM179 87V86H178ZM181 87V86H180ZM260 87V86H259ZM259 87H257V89L256 90H258V92H259ZM7 88V87H6ZM27 88H28V86H27ZM98 88V87H97ZM131 87H129V89H130ZM144 88V87H143ZM147 88V87H146ZM165 88V87H164ZM163 88V89H164ZM208 88V87H207ZM206 88V89H207ZM232 88V87H231ZM240 88H242L241 86H240ZM244 88V87H243ZM253 88H255V87H253ZM138 89V88H137ZM149 89V88H148ZM158 89V88H157ZM157 89H156V91H157ZM202 89V88H201ZM246 89V88H245ZM251 89H252V87H251ZM250 89V90H251ZM8 90V89H7ZM59 90H61L63 93L64 92H66V94H65V100L64 99H61V100H59V99H57L58 97L56 96L57 95V92L59 91ZM132 91H133V89H131ZM161 90V89H160ZM165 90V89H164ZM238 90H240V89H238ZM249 90V89H248ZM248 90H247V92H248ZM10 91V90H9ZM9 91H8V93H9ZM100 91H102V90H100ZM128 91H130V90H128ZM128 91L126 92V94H128ZM134 91L136 92V90H135V88H134ZM141 90H140V88H139V91L138 92H140ZM144 90H142V92H143ZM183 91V90H182ZM181 91V92H182ZM185 91V90H184ZM243 91H244V89H243ZM34 92V91H33ZM119 92V91H118ZM250 92V91H249ZM254 92H255V90H254ZM253 92V93H254ZM7 93V94H8ZM113 93H114V91H113V89L110 91V96L111 95H113ZM130 93H131V91H130ZM133 93L134 92H132V97L131 98H133V97H136L137 95H138V93H136L135 95L136 96H133ZM148 93H149V91H148ZM147 93V94H148ZM159 93H161V92H159ZM177 93H179V92H177ZM205 93V92H204ZM261 93V92H260ZM263 93V92H262ZM141 94H143V93H141ZM234 94H237V99H238V97H239V94L241 95L242 94V92H240V91H236V93L234 92ZM245 94H246V92H245ZM255 94H256V92H255ZM10 95V94H9ZM8 95V96H9ZM120 95V94H119ZM130 95V94H129ZM150 95V94H149ZM160 95V94H159ZM158 95V96H159ZM184 95H185V97H186V94H183V95H181L182 97H184ZM205 95V94H204ZM244 95V94H243ZM242 95V96H243ZM246 95H248V94H246ZM245 95V96H246ZM253 95V94H252ZM141 96V95H140ZM156 96H157V92H156ZM180 96V95H179ZM263 96V95H262ZM10 97V96H9ZM36 97V96H35ZM91 98H92V96H90ZM99 97V96H98ZM137 97H139V96H137ZM145 97H146V95H145ZM145 97H143L142 96V98H143V100L144 99H147V98H145ZM182 97H180V98H182ZM207 97V96H206ZM206 97H204V98H206ZM250 97V96H249ZM260 97H261V95H260ZM6 98H8L7 96H6ZM31 98V97H30ZM94 98V97H93ZM129 98V97H128ZM131 98H129V99H131ZM158 98V97H157ZM187 98V97H186ZM186 98H184L185 100H183L184 102L186 101ZM192 98V97H191ZM224 98V97H223ZM242 98V97H241ZM10 98H8V101H10L9 100ZM134 99V98H133ZM133 99H132V101H133ZM138 99V98H137ZM136 99V100H137ZM173 99V98H172ZM179 99V98H178ZM214 99V98H213ZM228 99V98H227ZM226 99V100H227ZM231 99V98H230ZM229 99V100H230ZM255 99V98H254ZM262 99V98H261ZM95 100V99H94ZM99 100V99H98ZM140 100V99H139ZM152 100V99H151ZM181 100V99H180ZM224 99H222V101H223ZM239 100H240V98H239ZM239 100H232V101H230V107L232 108H230L231 110L230 111H228L229 110V108H228V110L226 109V107L225 108H223V109H226V110H224V111H222V110H220V111H218L217 112V114L215 115V117H214V119H213V124L211 125V127H209V131H208V133H209V136H210V142H209V150L207 151V154H208V158H209V161H208V166H206L205 167V169H204V174L205 175H203V177H204V179L206 180H208V186L207 187H204V184L202 185V183L199 181V180H197L195 177H194V175H193V165H192V163H190L189 162V164L184 168V169H181L182 171H180L179 172V179H178V182L175 184V183H173V184H175V186H170L169 185V187H170V191H168L169 192V196H170V198H171V200L173 201V204H170L172 207H171V209H170V218L172 219V222H173V225H172V227H168V228H170L169 230L167 229V230H164L165 228V224L163 225L162 224V227H163V230L158 226V228H157V233L156 234H158L157 235V237H146V240L145 241H143L145 244H141V243H138L137 245H139V244H141V246H136L137 247V249L135 250V251H133L134 253L132 254H130L131 255V258H129V256H126L125 258H128V261L126 262V260H125V263L126 264H147L148 262L150 263V262H153L154 264H170V263H172L171 261H173V264H174V262L176 263V261L180 258V256H181V254H182V250L183 249H185V248H191L190 247V245H196V244H198L199 242L198 241H200L199 239L200 238H202V241H206L207 239H209L211 236H214L216 233H217V230L218 229H220L222 226H223V224L225 223V220H226V218L230 215V213H231V211H232V209L233 208H235L236 206H239L240 205V203H241V199L242 198H244V197H246V196H248L249 194H250V187H248V184H247V181H248V178L250 177V176H253V178H254V183H257V181H258V179H259V175H260V171H259V166L255 163V156H254V153L252 152V145H253V137L257 134V137H262V139L264 138V125H262V121L264 120V103L262 102V100H260V101H258V102H256V103H244V104H241V102L239 103L238 101ZM242 100V99H241ZM249 100H250V98H249ZM258 100V99H257ZM5 101H7V100H5ZM102 101V100H101ZM141 101V100H140ZM153 101V100H152ZM176 101V100H175ZM204 101H205V99H204ZM209 101H210V99H209ZM64 102V103H63ZM108 102V101H107ZM128 102L130 103L131 101H129L128 100ZM135 102H137V104L139 103V105H140V102L137 100V101H135ZM149 102H151V101H149ZM181 102H182V100H181ZM181 102H179V103H181ZM184 102H182V103H184ZM226 102V101H225ZM246 102V101H245ZM251 102V101H250ZM10 103V102H9ZM8 102L6 103L7 105L9 104ZM12 103V102H11ZM14 103V102H13ZM66 103L68 104V103H73V104H75V109H73V110H71V109H69V107L67 106L66 107ZM128 103V105H130ZM132 103V102H131ZM152 103V102H151ZM176 103V102H175ZM177 103H178V101H177ZM178 103V104H179ZM181 103V104H182ZM188 103V102H187ZM193 103H194V101H193ZM192 103V104H193ZM209 103V102H208ZM207 103V104H208ZM227 103V102H226ZM226 103H225V105H226ZM40 104V103H39ZM101 104V103H100ZM105 104H107V103H105ZM134 104H136V103H134ZM177 104V106H179V107H182V106H180V104L178 105ZM186 104V103H185ZM211 104V103H210ZM222 104V103H221ZM10 105L11 104H9V109H10ZM32 105V104H31ZM132 105V104H131ZM130 105V106H131ZM173 105H174V103H173ZM188 105V104H187ZM195 105V104H194ZM135 106V105H134ZM133 106V107H134ZM140 106H142V105H140ZM146 106V105H145ZM221 106V105H220ZM16 108H17V106H15ZM132 107V108H133ZM137 107H139V106H137ZM147 107H148V105H147ZM178 107V108H179ZM201 107V106H200ZM205 106H203V108H204ZM207 107V106H206ZM222 107H224L223 106V104H222ZM7 108V109H8ZM16 108H14V109H16ZM219 108V107H218ZM8 109V110H9ZM20 109V108H19ZM18 109V110H19ZM30 109H31V106H30ZM130 109V108H129ZM136 109V106H135V108H134V110ZM164 109H165V107H164ZM176 109V108H175ZM174 109V110H175ZM191 109H192V105H191ZM190 109V110H191ZM17 110V111H18ZM21 110H22V107H21ZM133 110V111H134ZM182 110V109H181ZM201 110V109H200ZM218 110V109H217ZM10 111V110H9ZM23 111V110H22ZM31 111V110H30ZM32 111H33V108H32ZM138 111H140L139 109H138ZM168 111H170V110H168ZM167 111V112H168ZM24 112H25V109H24ZM135 112H136V110H135ZM166 112V111H165ZM166 112V113H167ZM178 112V111H177ZM182 112H183V110H182ZM192 112V111H191ZM198 112H201V111H197V114H199ZM232 112V114L230 115L229 113H231ZM20 112H18V115L20 116V114H19ZM132 114H134L133 112H131ZM140 113V112H139ZM137 114V113H136ZM141 114V113H140ZM157 114H159V112L157 113ZM182 114V113H181ZM9 115V114H8ZM26 115L28 116V114L26 113ZM32 115V114H31ZM102 115V114H101ZM142 115V114H141ZM145 115H146V111H145ZM163 115H166V114H164L163 113ZM180 115V114H179ZM178 115V116H179ZM200 115V114H199ZM25 116V115H24ZM35 116V115H34ZM104 116V115H103ZM173 116H175V114L173 115ZM182 115H180V117H181ZM7 117V116H6ZM22 117V116H21ZM32 117V116H31ZM137 117V116H136ZM135 117V118H136ZM138 117H139V115H138ZM144 117V116H143ZM146 117V116H145ZM155 117H156V115H155ZM162 117V116H161ZM164 117V116H163ZM176 117H177V115H176ZM190 117V116H189ZM194 117V116H193ZM23 118V117H22ZM35 118H36V116H35ZM157 118V117H156ZM160 118V117H159ZM191 118V117H190ZM197 118V117H196ZM195 118V119H196ZM199 118V117H198ZM197 118V119H198ZM3 119H5V120H7L6 118H2L1 117V120H3ZM9 119V118H8ZM27 119H28V117H27ZM34 119V118H33ZM32 119V120H33ZM153 119V118H152ZM166 119V118H165ZM173 119V118H172ZM172 119H171V121H172ZM175 119H177V118H175ZM196 119V120H197ZM5 120H4V122H5ZM29 120V119H28ZM110 120V119H109ZM139 118H138V122H139ZM143 120V119H142ZM157 120V119H156ZM156 120H154L153 119V122H155ZM195 120V121H196ZM200 120V119H199ZM204 120V119H203ZM22 121L24 122V120L22 119ZM112 121V120H111ZM132 121V120H131ZM133 121H134V118H133ZM132 121V122H133ZM135 121H136V119H135ZM161 121V120H160ZM169 121V120H168ZM194 121V120H193ZM3 122V123H4ZM7 122H10L11 123V120L10 121H7ZM20 122V121H19ZM22 122V124H24ZM142 122V121H141ZM152 122V123H153ZM157 122V121H156ZM163 122V121H162ZM174 122H177V120H174ZM190 122V121H189ZM192 122V121H191ZM197 122H198V120H197ZM243 122L244 123H248L249 124V136L248 137H243V139L241 138V135L242 134H244V132L243 133H241L242 132V129L240 128V127H242L241 126V124L243 125ZM2 123V122H1ZM10 123H8L9 124V126H10ZM30 123V122H29ZM118 123V122H117ZM160 123V122H159ZM12 124V123H11ZM25 124H26V122H25ZM92 124V123H91ZM98 124V123H97ZM135 124V123H134ZM138 124V123H137ZM137 124H136V126H137ZM149 124V123H148ZM156 124V123H155ZM166 124V123H165ZM176 123H174V125H175ZM177 124H179V122L177 123ZM181 124V123H180ZM188 124H191V123H188ZM7 125V124H6ZM17 125H18V123H17ZM35 125V124H34ZM119 125H121V124H119ZM133 125V124H132ZM144 125V121H143V124H142V126ZM153 125V124H152ZM152 125H149L150 127L152 126ZM167 125H170V124H167ZM173 125V124H172ZM194 125H195V122H194ZM193 125V122H192V126H194ZM1 126V125H0ZM27 126V125H26ZM93 126V125H92ZM131 126V125H130ZM134 126V125H133ZM135 126V127H136ZM145 126V125H144ZM143 126V127H144ZM148 126V125H147ZM155 126V125H154ZM157 126H159L158 124H157ZM178 126V125H177ZM175 127L176 129L178 128V127ZM196 126H197V124H196ZM2 127V126H1ZM11 127V126H10ZM9 127V128H10ZM22 127H23V125H22ZM36 127V126H35ZM142 127V129H144ZM156 127V126H155ZM154 127V128H155ZM163 126H161V128H162ZM165 127V126H164ZM171 127H173V126H171ZM171 127H170V129H171ZM204 127V126H203ZM7 129L8 127L6 126V127H4V129ZM21 128V127H20ZM25 128V127H24ZM24 128H22V129H24ZM139 128H140V126H139ZM152 128H153V126H152ZM166 128V127H165ZM164 128V129H165ZM174 128V127H173ZM179 128H181L182 129V127H179ZM178 128V129H179ZM192 128V127H191ZM243 128H244V126H243ZM246 128H248V126H246ZM1 129V128H0ZM131 129V128H130ZM159 129V128H158ZM180 129V130H181ZM195 129H196V127H195ZM198 129V128H197ZM203 129V128H202ZM7 130H9V129H7ZM13 130V133H15L14 132V129H12ZM91 130H92V128H91ZM104 130H106V129H103V131ZM147 130V129H146ZM146 130H144V131H146ZM148 130H150V129H148ZM148 130H147V132H148ZM169 130V129H168ZM174 130V129H173ZM23 131V130H22ZM93 131H94V129H93ZM131 131V130H130ZM133 131H134V129H133ZM151 131H153V130H151ZM156 131V130H155ZM164 131V130H163ZM175 131H177V130H175ZM196 131H198V130H196ZM12 132V131H11ZM94 132H96L97 133V130L96 131H94ZM93 132V133H94ZM138 132H140V131H138ZM146 132V133H147ZM179 132V131H178ZM205 132V131H204ZM8 133H10V132H8ZM18 133V132H17ZM23 133V132H22ZM93 133H92V135H93ZM98 133L100 134L101 133V135L102 134H104V133H102V132H100V131H98ZM97 133V134H98ZM133 133H136L135 131L133 132ZM141 133V132H140ZM149 133V132H148ZM154 133V132H153ZM152 133V134H153ZM159 133V132H158ZM157 133V134H158ZM167 133H168V131H167ZM171 133H172V131H171ZM173 133H175V132H173ZM180 133V132H179ZM182 133V132H181ZM206 133V132H205ZM45 134V133H44ZM43 134V135H44ZM137 134V133H136ZM144 134H145V132H144ZM144 134H142L143 136H144ZM150 134H151V132H150ZM156 134V135H157ZM166 133H164V135H165ZM8 135V134H7ZM12 135V134H11ZM10 135V136H11ZM14 136L16 135V134H13ZM34 135V134H33ZM84 135V134H83ZM154 135H155V133H154ZM164 135H162V136H164ZM167 135V134H166ZM176 135H177V133H176ZM175 135V136H176ZM179 135V134H178ZM183 135V134H182ZM18 135H16L15 137H17ZM23 136V135H22ZM67 136V135H66ZM99 136V135H98ZM97 135H96V137H98ZM104 136V135H103ZM102 136V137H103ZM147 136H149V135H147ZM153 136V135H152ZM151 136V137H152ZM159 136V135H158ZM161 136V137H162ZM167 136H169V134L167 135ZM171 136H172V134H171ZM173 136H174V134H173ZM186 136H188V134H186ZM190 136V135H189ZM242 136H244V135H242ZM5 137V136H4ZM93 137V136H92ZM100 137V136H99ZM98 137V138H99ZM139 136H137L136 137V139L138 138ZM145 137V136H144ZM155 136H153V138H154ZM157 137V136H156ZM156 137H155V139H156ZM161 137H159V138H161ZM177 137V136H176ZM204 137V136H203ZM101 138V137H100ZM139 138H141V140H142V136L141 137H139ZM149 139V137H146L145 139ZM158 138V139H159ZM173 138V137H172ZM172 138H171V140H172ZM178 138V137H177ZM177 138H175V139H177ZM182 138H185V137H182ZM189 138V137H188ZM192 138V137H191ZM93 139H95V138H93ZM103 139V138H102ZM164 139H165V137H164ZM167 139H169V138H167ZM174 138H173V140H175ZM190 139V138H189ZM200 139H201V137L199 138V141H200ZM221 139H225V141L227 142L226 143V146L227 147H225V146H223V142H222V140ZM12 140V139H11ZM15 140V139H14ZM14 140L12 141V142H14ZM17 140H20V139H17ZM31 140V139H30ZM29 140V141H30ZM68 140V139H67ZM74 140H75V138H74ZM140 140V141H141ZM150 140H152V138L150 139ZM149 140V141H150ZM166 140V139H165ZM170 140V139H169ZM170 140V141H171ZM172 140V141H173ZM97 141V140H96ZM96 141H94V143L96 142ZM102 141H104V139L102 140ZM147 141V140H146ZM153 141H155V140H153ZM157 141V140H156ZM171 141V142H172ZM176 141V140H175ZM175 141H174V143H175ZM184 142H186L187 141V139H186V141L185 140H183ZM190 141V140H189ZM192 141V140H191ZM41 142V141H40ZM104 142H106V140L104 141ZM137 142H139V140L137 141ZM151 142V141H150ZM149 142V143H150ZM163 142H165V141H163ZM178 142V141H177ZM188 142V141H187ZM20 143H22V142H19V144H18V142L16 141V144L17 145H20ZM47 143H49V142H47ZM102 143V142H101ZM100 143V144H101ZM142 143V142H141ZM146 143H148V141L146 142ZM145 143V141H144V144H146ZM153 143V142H152ZM152 143H151V145H152ZM157 143V142H156ZM160 143V142H159ZM168 143V142H167ZM13 144V143H12ZM15 143H14V146L16 145ZM67 144H69L68 143V141H67ZM66 144V145H67ZM96 144V143H95ZM105 144V143H104ZM138 144V143H137ZM162 146H163V144L162 143H160ZM165 144H166V142H165ZM170 143H168V145H169ZM178 144V143H177ZM184 144V143H183ZM183 144H179V148L180 147H182V148H184L182 145ZM193 144V143H192ZM202 144V143H201ZM16 145V146H17ZM89 146H90V144H88ZM102 145V144H101ZM101 145H100V147H101ZM118 145V144H117ZM150 145V144H149ZM153 145H154V143H153ZM176 145V144H175ZM186 145V144H185ZM15 146V147H16ZM41 146V145H40ZM50 146V145H49ZM60 146V147H59ZM70 146V145H69ZM86 146V145H85ZM94 146V145H93ZM92 146V147H93ZM105 146V145H104ZM157 146V145H156ZM162 146H161V148H162ZM172 146V144L169 146V147H171ZM197 146V145H196ZM200 146V145H199ZM13 147V146H12ZM39 146L37 145L36 146V148H38ZM143 147V146H142ZM144 147H146V145H144ZM165 147V146H164ZM163 147V148H164ZM176 147V146H175ZM191 147V146H190ZM192 147H193V145H192ZM17 148H18V146L15 148L16 150H17ZM25 148H26V146H25ZM34 148H35V146H34ZM80 148H82L81 146H80ZM102 148V147H101ZM122 148V147H121ZM166 148V147H165ZM167 148H168V146H167ZM166 148V149H167ZM173 148H174V144H173ZM178 148V149H179ZM227 148L229 149V150H232V156H231V159H236V162H238L237 160H239V161H241V166L242 167H245V168H247V172H244V173H240V172H238V171H236V172H234L233 171V168H232V166L234 165L233 163H232V160L230 159V160H228L227 159V157L228 156H226V154L225 155H222V153L225 151V149L227 150ZM260 149H262V146L260 145V147H259ZM24 149V148H23ZM39 149V148H38ZM37 149V150H38ZM165 149V150H166ZM194 149V148H193ZM257 149V148H256ZM14 150V149H13ZM16 150H15V152H16ZM28 150H30L29 148H28ZM48 150H49V148H48ZM68 150V149H67ZM76 150H78V148L76 147ZM93 150V149H92ZM91 150V151H92ZM97 149H95V151H96ZM143 150V149H142ZM149 150V149H148ZM164 150V151H165ZM174 150V149H173ZM187 150H189V149H187ZM11 151H12V149L10 148V147H8V145L7 144H5V143H3L2 142V139L0 138V164L3 166V168H5V169H2V171L3 172H5L4 170H11V171H13L14 173H16V174H20L21 173V165H17V163L16 164H14V163H12V168L11 167H9V166H11V165H9L8 163H7V160L9 159V157L11 156V154H13V151H12V153H11ZM38 151H40V153H41V149L40 150H38ZM91 151H89V148H88V153L90 154V152ZM95 151H93V152H95ZM145 151V150H144ZM19 152H21V151H19ZM31 152V151H30ZM43 152V151H42ZM67 152V151H66ZM97 152V151H96ZM95 152V153H96ZM122 152V151H121ZM142 152V151H141ZM166 152V151H165ZM168 152H169V150H168ZM187 152H189V151H187ZM191 152L193 153V150L191 149ZM194 152H195V149H194ZM198 152H199V150H198ZM21 153H24V151L23 152H21ZM27 153V152H26ZM32 153V152H31ZM92 153V152H91ZM99 153V152H98ZM162 153V152H161ZM161 153H159L158 152V155L159 154H161ZM172 153V154H171ZM25 154V153H24ZM32 154H34V153H32ZM66 154V153H65ZM68 154V153H67ZM94 153H92V154H90V155H93ZM120 154V153H119ZM141 154V153H140ZM173 154L175 155V151L174 152H170V155L172 156V157H174L173 156ZM179 154V153H178ZM180 154H181V152H180ZM179 154V155H180ZM190 154V153H189ZM29 155H31V154H29ZM37 155H38V152H37ZM40 155H43V154H40ZM95 155V154H94ZM91 156V157H89L88 156V161L90 160V162H93L94 160H96V158H97V156L95 157V156ZM144 155V154H143ZM202 155V154H201ZM229 155V154H228ZM117 156H118V154H117ZM141 156V155H140ZM162 156L164 157V155L162 154ZM161 155H160V157H162ZM165 156H168V155H165ZM175 156H177V153H176V155ZM200 156V155H199ZM198 156V157H199ZM18 157V156H17ZM27 157V156H26ZM25 157V158H26ZM51 157V156H50ZM53 157V156H52ZM146 157V156H145ZM157 158L159 157V156H156ZM162 157V158H163ZM170 157V156H169ZM180 157V156H179ZM181 157H186V156H181ZM191 157V156H190ZM197 157V156H196ZM201 157V156H200ZM203 157V156H202ZM147 158V157H146ZM146 158H141V159H146ZM165 158V157H164ZM192 158V157H191ZM117 159V158H116ZM148 159V158H147ZM170 159H172L171 157H170ZM170 159H167L168 161L170 160ZM18 160V159H17ZM65 160V159H64ZM112 160V159H111ZM143 160V161H144ZM160 160V159H159ZM165 160V159H164ZM164 160H162V162L161 161H159V162H161L162 164H163V162H164ZM176 160H177V158L175 159V162H176ZM182 160H184V159H182ZM191 160V159H190ZM195 160H197V159H195ZM208 160V159H207ZM87 161V162H88ZM137 161H139V160H137ZM146 161V160H145ZM166 161V160H165ZM168 161H166V162H168ZM179 161V160H178ZM181 161V160H180ZM179 161V162H180ZM192 161V160H191ZM9 162V161H8ZM141 163H142V161H140ZM158 162V163H159ZM172 162V161H171ZM174 162V163H175ZM179 162L177 163V165L175 166V165H172L171 164V167L172 166H174V167H176L177 168V166H178V164H179ZM182 162V161H181ZM180 162V163H181ZM19 163V162H18ZM109 163V162H108ZM121 163H123L122 161H121ZM140 163V164H141ZM169 163H170V161H169ZM173 163V164H174ZM99 164V163H98ZM134 164V163H133ZM143 164H146L145 162H143ZM143 164H142V166H143ZM161 164V165H162ZM182 164H183V162H182ZM197 164H199V163H197ZM31 165V164H30ZM29 165V166H30ZM33 165V164H32ZM91 165V164H90ZM125 165V164H124ZM135 165H137V164H135ZM134 165V166H135ZM138 165H139V162H138ZM137 165V166H138ZM157 165H159V164H157ZM196 165V164H195ZM239 165V166H240ZM28 166V167H29ZM66 166H67V164H66ZM102 166H105V165H102ZM123 166V165H122ZM121 166V164H120V168L122 167ZM142 166H139V169H140V167H142ZM149 166V165H148ZM163 166H165V165H163ZM166 166H168V165H166ZM165 166V167H166ZM170 166V165H169ZM199 166V165H198ZM33 167V166H32ZM40 167V166H39ZM42 167V166H41ZM115 167V166H114ZM125 167V166H124ZM145 167H146V165H145ZM161 167V166H160ZM184 167V166H183ZM235 167H237V168H239L238 166H235ZM89 169H90V166L88 167ZM92 168V167H91ZM123 168V167H122ZM122 168L120 169V170H122ZM127 168V167H126ZM147 168V167H146ZM149 168V167H148ZM175 168V169H176ZM180 168V167H179ZM179 168H177L178 170H179ZM202 168V167H201ZM46 169V168H45ZM44 169V170H45ZM49 169V168H48ZM138 169V170H139ZM142 170L144 169V168H141ZM140 169V171L139 172H141L142 173V170ZM163 169V168H162ZM168 169V168H167ZM171 170H172V168H170ZM34 170V169H33ZM40 170V169H39ZM92 170V169H91ZM126 170H128V169H126ZM138 170H136V171H138ZM145 170V169H144ZM148 170V169H147ZM174 170V169H173ZM195 170H196V168H195ZM202 170V169H201ZM209 170V173L207 172ZM7 171V172H8ZM23 172H24V170H22ZM49 171V170H48ZM63 171V170H62ZM122 171H124V170H122ZM168 171V170H167ZM0 172H1V170H0ZM34 172V171H33ZM42 172V171H41ZM40 172V173H41ZM118 172V171H117ZM121 172V171H120ZM170 172V171H169ZM176 172H177V170H176ZM9 173V172H8ZM46 173V172H45ZM51 173V172H50ZM88 173H91V172H88ZM128 173V172H127ZM136 173H138V172H136ZM144 173V172H143ZM146 173V172H145ZM196 173V172H195ZM194 173V174H195ZM0 174H2V173H0ZM7 174V173H6ZM25 174V173H24ZM24 174H22V176H24ZM34 174H35V172H34ZM43 174H44V172H43ZM47 174V173H46ZM122 174H124L123 172L121 173V175ZM125 174H126V171H125ZM140 174V173H139ZM148 174V173H147ZM146 174V175H147ZM149 174H150V172H149ZM169 174V173H168ZM176 174H178V173H176ZM15 175V174H14ZM33 175V174H32ZM42 175V174H41ZM52 175V174H51ZM64 175V174H63ZM70 175V174H69ZM116 175V174H115ZM136 175H138V174H136ZM145 175V176H146ZM166 175V174H165ZM175 175V174H174ZM173 175V176H174ZM196 175H197V173H196ZM2 176V175H1ZM9 176V175H8ZM18 176V175H17ZM25 176H26V174H25ZM27 176H28V173H27ZM27 176H26V178H27ZM40 176V175H39ZM39 176H37V177H39ZM61 176V175H60ZM123 176V175H122ZM138 176H140V175H138ZM138 176H137V178H138ZM151 176V175H150ZM149 176V177H150ZM152 176H154V175H152ZM172 176V175H171ZM198 176V175H197ZM4 177V176H3ZM10 177V176H9ZM30 177V176H29ZM32 177V176H31ZM30 177V178H31ZM37 177H36V180H37ZM47 177V176H46ZM45 177V178H46ZM53 177V176H52ZM55 177V176H54ZM87 177V176H86ZM118 177H121L120 176V173H119V176ZM124 177H127V176H125L124 175ZM5 178H7V177H5ZM5 178H3V179H5ZM11 178V177H10ZM24 178V177H23ZM24 179L26 182L28 181L27 179ZM34 177H32V179H33ZM67 178V177H66ZM154 178V177H153ZM170 178V177H169ZM168 178V179H169ZM174 178V180H175V178H176V176H174L173 177ZM198 178V177H197ZM12 179H13V177H12ZM43 179V178H42ZM47 179V178H46ZM63 179V178H62ZM146 179H149V178H146ZM152 179V178H151ZM7 181H8V179H6ZM6 180H4V181H6ZM17 180V179H16ZM34 180V179H33ZM43 180H45V179H43ZM88 180H89V178H88ZM87 179H86V181H88ZM120 180H122V178H120ZM124 180V179H123ZM128 180V179H127ZM127 180H124L125 182L127 181ZM138 181H139V178L137 179ZM153 180V179H152ZM172 180V179H171ZM13 180H11V182H12ZM25 181H23V182H25ZM53 181V180H52ZM64 181H65V179H64ZM141 181V180H140ZM264 181V180H263ZM1 182V181H0ZM40 182H41V179H40ZM110 182V181H109ZM130 181H128V183H129ZM150 182V181H149ZM173 182V181H172ZM171 182V183H172ZM13 184L12 185H10L11 183H9V185H7L6 186V189H5V191L4 192H2L1 194H0V204H1V207H0V211L2 212V213H5V209H4V205H8V204H10V198L12 197V215H15L16 213H17V211H16V207H15V202H14V199H13V197L16 195V197L20 194V192H22V190L19 188V186L17 185V184H14L15 182H12ZM32 183V182H31ZM31 183H29V184H31ZM33 183H35V181L33 182ZM36 183H38V182H36ZM42 183V182H41ZM47 183V182H46ZM49 183V182H48ZM121 183V182H120ZM128 183H126V184H128ZM134 183H136V181L134 182V180H133V187L135 188L136 186H135V184ZM139 183V182H138ZM137 183V184H138ZM140 183H142V182H140ZM170 183V184H171ZM7 184H8V182H7ZM39 184V183H38ZM43 184H45V183H43ZM42 184V185H43ZM90 184V180L87 182V185H89ZM96 184V183H95ZM167 184V183H166ZM23 185V184H22ZM40 185V184H39ZM38 185V186H39ZM46 185V184H45ZM47 185H49V184H47ZM66 185V184H65ZM65 185H64V187H65ZM115 185V184H114ZM120 185H122V184H120ZM123 185H125V183L123 182ZM129 185H131V184H129ZM141 185V184H140ZM144 185H145V183H144ZM144 185H142V187H144ZM147 185V184H146ZM261 185V184H260ZM259 185V186H260ZM31 186V185H30ZM35 186V185H34ZM37 186V185H36ZM51 185H49L48 187H50ZM128 186V185H127ZM148 186H149V184H148ZM258 186V187H259ZM0 187H1V185H0ZM28 187V186H27ZM42 187V186H41ZM46 188H47V186H45ZM44 187V188H45ZM64 187H63V189H64ZM95 187V186H94ZM119 187V186H118ZM121 187V186H120ZM126 187V186H125ZM129 187V186H128ZM127 187V188H128ZM133 187H131V188H133ZM169 187H168V189H169ZM172 187V188H171ZM258 187L256 188V189H258ZM263 187V186H262ZM23 188H25V187H23ZM32 188V187H31ZM86 188H88V186L86 187ZM123 188H124V186H123ZM131 188H129V189H131ZM141 187H139V193H141V190L142 189H140ZM32 189H34V188H32ZM39 189V188H38ZM38 189H36V190H38ZM42 190H43V187L41 188ZM166 189H167V187H166ZM25 190V189H24ZM123 190V189H122ZM122 190H121V192L119 191V194H120V196H121V193H122ZM137 190V189H136ZM148 190V189H147ZM149 190H151L150 189V187H149ZM154 190V189H153ZM40 191V190H39ZM87 191H88V189H87ZM118 191V190H117ZM125 191V190H124ZM134 191V190H133ZM132 191V192H133ZM145 191V190H144ZM144 191L142 192V193H144ZM163 191H165V188H164V190ZM167 191V190H166ZM165 191V192H166ZM43 192H44V190H43ZM137 192V191H136ZM149 192V191H148ZM148 192H147V194H145V195H148L149 197L151 196V195H149L148 194ZM158 192V191H157ZM164 192V193H165ZM30 193H32V192H30ZM29 193V194H30ZM36 193H39L38 191L36 192ZM58 193V192H57ZM88 193V192H87ZM90 193V192H89ZM124 193V192H123ZM154 193H155V191H154ZM164 193H163V195H164ZM22 194V193H21ZM20 194V195H21ZM44 194V193H43ZM153 194V193H152ZM157 194V193H156ZM156 194H155V199H153V196H151L152 197V199L155 201L156 199H157V196H156ZM32 195H33V193H32ZM42 195V194H41ZM63 195H64V193H63ZM62 195V196H63ZM125 195H126V193L124 194V196H123V199H124V197H125ZM141 195V194H140ZM157 195H159V194H157ZM162 195V196H163ZM39 196V195H38ZM87 196H88V194H87ZM119 196V197H120ZM127 196V195H126ZM161 196V195H160ZM162 196L160 197V198H162ZM169 196L167 197V198H169ZM42 197V196H41ZM41 197H40V199H41ZM64 197V196H63ZM63 197H62V199H63ZM98 197V196H97ZM96 197V198H97ZM147 197V196H146ZM87 198H89V197H87ZM121 198V197H120ZM119 198V199H120ZM148 198V197H147ZM146 198V199H147ZM169 198V199H170ZM29 199V198H28ZM35 199H37V196H36V198ZM151 199V198H150ZM150 199H149V203L151 202L150 201ZM151 199V200H152ZM166 199V198H165ZM23 200V199H22ZM26 200V199H25ZM66 200V199H65ZM126 200V199H125ZM153 200H152V202H153ZM160 200V199H159ZM159 200H157V201H159ZM168 200V199H167ZM88 201H89V199H88ZM120 201L122 202V200L120 199L119 200V203H120ZM168 202V201H167ZM30 203V202H29ZM33 203V202H32ZM38 203V202H37ZM64 203H66V201H64V199H63V204ZM85 199L81 196V192H78V195H77V199H76V201H75V204H74V209H70L71 211H70V213H71V215H72V217L74 218L73 220H78V222L80 223V220H85L87 217H88V215L91 213V208H89V207H87V206H85ZM155 203V202H154ZM168 203H170V202H168ZM91 204V203H90ZM30 205H32V204H30ZM120 205V204H119ZM121 205H123V204H121ZM152 205V204H151ZM169 205V204H168ZM169 205V206H170ZM19 206H21V205H19ZM90 206V205H89ZM124 206V205H123ZM155 206V205H154ZM169 206H167V207H169ZM241 206V205H240ZM7 207V206H6ZM22 207V206H21ZM24 207V206H23ZM63 207V206H62ZM142 206H140V208H141ZM156 207V206H155ZM161 207V206H160ZM24 208H26V207H24ZM32 208H33V206H32ZM37 208V207H36ZM64 208H65V206H64ZM64 208H63V212H64ZM100 208V207H99ZM140 208H138V209H140ZM242 208V207H241ZM34 209V208H33ZM93 209V208H92ZM142 209V208H141ZM140 209V210H141ZM27 210H29V209H27ZM62 210V209H61ZM118 210V209H117ZM119 210H120V208H119ZM122 210V209H121ZM161 210V209H160ZM164 210V209H163ZM168 210V209H167ZM241 210V209H240ZM19 211V210H18ZM21 211V210H20ZM23 211V210H22ZM22 211H21V213H22ZM68 211H69V209H68ZM158 211H159V209H158ZM11 212V211H10ZM29 212H32V211H30L29 210ZM99 212H101L100 210H99ZM120 212V211H119ZM118 212V213H119ZM165 212V211H164ZM169 212V211H168ZM167 212V213H168ZM2 213H0V217H1V219L0 220H2V216L1 215H3ZM23 213H25V211L23 212ZM22 213V215L24 216V214ZM39 213V212H38ZM121 213V212H120ZM140 213V212H139ZM147 213V212H146ZM166 213V212H165ZM29 214V213H28ZM31 214H33V213H31ZM93 214L95 215V213H94V211H93ZM162 214V213H161ZM40 215V214H39ZM93 215V216H94ZM120 215H122V214H120ZM119 215V216H120ZM141 215H143V214H141ZM147 215V214H146ZM26 216V215H25ZM32 216H34V215H32ZM117 216V215H116ZM165 216V215H164ZM15 217V216H14ZM99 217V216H98ZM115 217V216H114ZM138 217V215L136 216V218ZM139 217H140V215H139ZM156 217V216H155ZM167 217H168V215H167ZM34 218V217H33ZM41 218V217H40ZM42 218H43V216H42ZM95 218V217H94ZM141 218H142V216H141ZM230 218V217H229ZM243 218H246V219H248V220H251L255 225H256V227H257V229H258V233H257V235H256V237L253 239V245H254V251L252 252V253H250V251L249 252H246L247 254L248 253H250V256H248V255H244L243 254V252L241 253V254H239V255H235V256H233V258H234V260L232 261L231 260V258L232 257H229V256H224V257H222V258H220V259H217V260H213V261H210V262H208V264H216V263H218V262H223V261H228L229 263L228 264H264V194L261 196V198H258L257 199V202H256V200H255V202H254V204H253V206H251V208L250 209H248L246 212H245V214L243 215ZM242 218V219H243ZM4 219V218H3ZM24 220H25V217L23 218ZM27 219H29V218H27ZM97 219V218H96ZM108 219V218H107ZM106 219V221H108ZM122 219V218H121ZM145 219V218H144ZM143 219V220H144ZM169 219V218H168ZM23 220V221H24ZM34 220V219H33ZM36 220L37 219H35L34 221V224H36L37 225V223H36ZM119 220V219H118ZM170 220V219H169ZM6 221V220H5ZM16 221V220H15ZM27 221V220H26ZM29 221V220H28ZM44 221H45V219H44ZM135 221H138V219L137 220H135ZM166 221V220H165ZM168 221V220H167ZM166 221V222H167ZM39 222V221H38ZM41 222V221H40ZM84 222V221H83ZM91 222V221H90ZM116 222V221H115ZM121 222V221H120ZM161 223H162V221H160ZM165 222V223H166ZM169 222H171V221H169ZM0 223H1V221H0ZM24 223V222H23ZM68 223V222H67ZM78 223V224H79ZM85 223H86V221H85ZM136 223H139V221L138 222H136ZM160 223V224H161ZM168 223V222H167ZM229 223V222H228ZM6 224V223H5ZM27 224V223H26ZM31 224V223H30ZM71 224V223H70ZM101 224H102V221L101 222H97V224L95 225V223H94V225L95 226H89V227H86V229H85V226H84V229L85 230H83V232L86 234L85 235V237H86V243H85V246L86 247H90V240L91 239H93V237H94V239H95V237L96 236H94L95 235V232L96 231H98L99 230V228H100V226H101ZM106 224V223H105ZM169 224H171V223H169ZM9 225V224H8ZM24 225V224H23ZM39 225H41V228H42V222L39 224ZM80 225V224H79ZM122 225V224H121ZM136 225H138V224H136ZM139 225H140V223H139ZM168 225V224H167ZM17 226H18V224H17ZM27 226V227H26ZM29 225H25L24 227L25 228H29L30 229V227H28ZM32 226V225H31ZM170 226V225H169ZM33 227V226H32ZM32 227H31V229H30V231H32L33 229H32ZM37 227H39V226H37ZM36 227V228H37ZM47 227V226H46ZM0 228H2V227H0ZM10 228V227H9ZM11 228H12V226H11ZM17 228V227H16ZM40 228V227H39ZM45 228V227H44ZM13 229V228H12ZM12 229H9V230H12ZM20 229V228H19ZM54 229V228H53ZM111 229V228H110ZM122 229V228H121ZM120 229V230H121ZM1 230V229H0ZM6 230H8L7 229V227H6ZM26 230V229H25ZM36 230H38V228L36 229ZM41 230H43V229H41ZM38 231L37 233L36 232H33V233H36L37 234V236H33V237H37L38 239H39V237L38 236H47V237H49V238H51V239H53V237L50 235V234H47L46 232H48V230H47V228L45 229V230H47V231H43L44 233H42V231ZM70 230V229H69ZM4 231L5 230H2V232L4 233ZM13 231V230H12ZM11 231V232H12ZM21 231H23V230H21ZM27 231V230H26ZM8 232V231H7ZM7 232H6V235L5 236H7L8 234H11V233H9L8 232V234H7ZM15 232V231H14ZM13 232V233H14ZM68 232V231H67ZM121 232V231H120ZM143 232V231H142ZM141 232V233H142ZM148 232V231H147ZM16 234L15 235H17L18 233L17 232H15ZM22 233V232H21ZM30 233V232H29ZM49 233V232H48ZM74 233V232H73ZM119 233V232H118ZM23 234V233H22ZM30 234H32V232L30 233ZM57 234V233H56ZM124 234H126V233H124ZM123 234V235H124ZM219 234H220V232H219ZM4 235V234H3ZM59 235V234H58ZM57 235V236H58ZM72 235V234H71ZM115 235V234H114ZM116 235H118V234H116ZM142 234H140L139 236H141ZM144 236H145V231H144V234H143ZM148 235V234H147ZM217 235V234H216ZM1 236V238H2V235H0ZM5 236H4V238H5ZM25 236V235H24ZM17 237H19L18 235H17ZM46 237V238H47ZM70 237V236H69ZM81 237V236H80ZM79 237V238H80ZM84 237V236H83ZM98 237V236H97ZM106 237V236H105ZM120 237H122V234H121V236ZM126 237H127V235H126ZM125 237V235H124V238H126ZM218 237H219V235H218ZM36 238V239H37ZM111 238V237H110ZM117 239L119 238V237H116ZM143 238V237H142ZM6 239H7V237H6ZM13 239V238H12ZM15 239V238H14ZM17 239V238H16ZM15 239V240H16ZM21 239V238H20ZM48 239V238H47ZM104 239V238H103ZM22 240V239H21ZM20 240V241H21ZM42 239H40V241H41ZM113 240H115V239H113ZM120 240H124L123 238H121ZM5 241V240H4ZM13 241V240H12ZM23 241V240H22ZM25 241H26V239H25ZM39 241V242H40ZM48 241H49V243H50V240L48 239ZM53 241V240H52ZM118 241H119V239H118ZM142 241V240H141ZM10 242V241H9ZM8 242V243H9ZM16 242H17V240H16ZM54 242V241H53ZM82 242V241H81ZM117 242V241H116ZM139 242V241H138ZM198 242V243H197ZM1 243H5V242H2V239H0V245H1ZM21 243V242H20ZM43 243V242H42ZM52 243V242H51ZM65 243V242H64ZM98 243V242H97ZM111 243L113 244V242L111 241ZM115 243V242H114ZM123 243V242H122ZM201 243V242H200ZM212 243V242H211ZM2 244V245H3ZM6 244V243H5ZM12 244V243H11ZM17 244H18V242H17ZM16 244V245H17ZM22 244V243H21ZM27 244H28V242H27ZM56 244V243H55ZM80 244H82V243H80ZM92 244H94V243H92ZM104 244H105V242H104ZM117 244H118V242H117ZM202 244V243H201ZM204 244H205V242H204ZM210 244V243H209ZM22 245H24V244H22ZM21 245V247H24L25 248V246H22ZM26 245V244H25ZM29 245V244H28ZM27 245V246H28ZM52 245V244H51ZM98 245V244H97ZM111 245V244H110ZM119 245V244H118ZM164 245H166V248L164 247L163 248V246ZM6 246H7V244H6ZM5 246V247H6ZM8 246H10L9 244H8ZM8 246H7V249H8ZM79 246V245H78ZM93 246H95V245H93ZM113 246V245H112ZM115 246H116V244H115ZM206 246V245H205ZM211 246V245H210ZM4 247V248H5ZM29 247V246H28ZM28 247H26L27 249H28ZM42 247H43V245H42ZM46 247L49 249V247H48V245L46 244ZM59 247V246H58ZM83 247V246H82ZM98 247V246H97ZM135 247V248H136ZM25 248V249H26ZM31 248V247H30ZM30 248H29V250H30ZM54 248H56V246H54ZM114 248H116V247H113L112 249H114ZM193 248H194V246H193ZM198 248V247H197ZM201 248V247H200ZM21 249V248H20ZM19 249V250H20ZM32 249L33 248H31V252H32ZM44 249V248H43ZM46 249V248H45ZM45 249H44V251H45ZM50 249H52L51 247H50ZM93 249H94V252H97V253H93V254H99L100 252H98L99 251V249H95V247H93ZM93 249L91 248V250H92V252H93ZM206 249H207V247H206ZM5 250V249H4ZM22 251H21V253L23 252V249H21ZM56 250V249H55ZM57 250H60V249H58L57 248ZM66 250V249H65ZM79 250V249H78ZM194 250H196L195 248H194ZM199 250V249H198ZM225 250V249H224ZM8 251V250H7ZM10 251V250H9ZM9 251H8V253H9ZM29 251V252H30ZM48 252L50 251V250H47ZM47 251H45L46 253H47ZM52 251H54L53 249L51 250V254L53 255V257H54V255H57V254H53V252ZM61 251V250H60ZM60 251H58L59 253H60ZM73 251H75V250H73ZM72 251V252H73ZM189 251V250H188ZM16 252H17V250H16ZM16 252H15V246L13 247L12 246V252H10L11 253V255L13 256V258H15V259H13L12 261L14 262V260H15V262L16 261H19L20 260V258L22 259V257H23V255H22V257H21V255H19L20 256V258L18 257V256H16ZM28 252V253H29ZM30 252V253H31ZM223 252V251H222ZM237 252V251H236ZM239 252V251H238ZM7 253V254H8ZM18 253V252H17ZM27 253V252H26ZM27 253V254H28ZM33 253V252H32ZM35 253H37V252H35ZM50 253V252H49ZM48 253V254H49ZM74 253H76V252H74ZM73 253V254H74ZM90 253V252H89ZM189 253V252H188ZM240 253V252H239ZM5 254V253H4ZM19 254V253H18ZM34 254V253H33ZM32 254V255H33ZM47 254V255H48ZM62 254V255H61ZM60 255L62 256V258H63V254H65V253H61ZM87 254V253H86ZM184 254V253H183ZM192 255H195V253L193 254V253H191ZM252 254V255H251ZM29 255V254H28ZM31 255V257H33ZM66 255V254H65ZM68 255V254H67ZM75 255V254H74ZM73 255V256H74ZM185 255V254H184ZM38 256V255H37ZM49 256V255H48ZM58 256V255H57ZM72 255L70 256V257H73ZM79 256V255H78ZM89 256V255H88ZM90 256H93L92 254H90ZM183 256V255H182ZM196 256V255H195ZM5 257H7L6 255H5ZM28 257V256H27ZM34 257H36V256H34ZM53 257H51V258H53ZM56 257V256H55ZM54 257V258H55ZM37 258V257H36ZM36 258H35V260H36ZM39 258V257H38ZM74 258H76V257H74ZM7 259V258H6ZM33 259V258H32ZM56 259H59V258H56ZM64 259V258H63ZM42 260V259H41ZM69 260V259H68ZM73 260V259H72ZM72 260H70V261H72ZM100 260V259H99ZM123 261H124V258L122 259ZM87 261H89V259H87ZM1 262V261H0ZM28 262H29V260H28ZM32 262V261H31ZM34 262V261H33ZM37 262V261H36ZM39 262V261H38ZM37 262V263H38ZM62 262H63V260H62ZM73 262V261H72ZM179 262V261H178ZM24 263H25V261H24ZM40 263H41V261H40ZM67 263V262H66ZM78 263V262H77ZM91 263V262H90ZM95 263V262H94ZM121 263V261L119 262V264ZM185 263H186V261H185ZM17 264H19V263H17ZM30 264V263H29ZM42 264V263H41ZM44 264V263H43ZM98 264H100V263H98ZM122 264V263H121ZM124 264V263H123Z\"/></svg>",
    "mask_w": 264,
    "mask_h": 264
}]
</instances>
